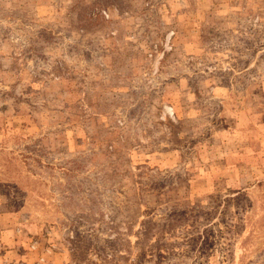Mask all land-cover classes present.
I'll use <instances>...</instances> for the list:
<instances>
[{
	"label": "rangeland",
	"instance_id": "rangeland-1",
	"mask_svg": "<svg viewBox=\"0 0 264 264\" xmlns=\"http://www.w3.org/2000/svg\"><path fill=\"white\" fill-rule=\"evenodd\" d=\"M0 264H264V0H0Z\"/></svg>",
	"mask_w": 264,
	"mask_h": 264
}]
</instances>
